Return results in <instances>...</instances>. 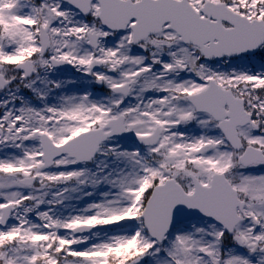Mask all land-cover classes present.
<instances>
[{
  "label": "snow or ice",
  "instance_id": "snow-or-ice-1",
  "mask_svg": "<svg viewBox=\"0 0 264 264\" xmlns=\"http://www.w3.org/2000/svg\"><path fill=\"white\" fill-rule=\"evenodd\" d=\"M0 264H264V0H0Z\"/></svg>",
  "mask_w": 264,
  "mask_h": 264
}]
</instances>
